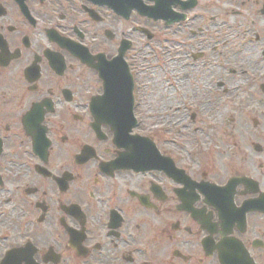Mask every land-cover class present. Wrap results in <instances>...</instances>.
<instances>
[{
	"label": "flooded vegetation",
	"instance_id": "1",
	"mask_svg": "<svg viewBox=\"0 0 264 264\" xmlns=\"http://www.w3.org/2000/svg\"><path fill=\"white\" fill-rule=\"evenodd\" d=\"M168 1L173 105L132 9L0 0V264H264V0Z\"/></svg>",
	"mask_w": 264,
	"mask_h": 264
},
{
	"label": "rangeland",
	"instance_id": "2",
	"mask_svg": "<svg viewBox=\"0 0 264 264\" xmlns=\"http://www.w3.org/2000/svg\"><path fill=\"white\" fill-rule=\"evenodd\" d=\"M133 18L134 25H141L147 27L153 35L152 39L148 40L149 48H146L144 50L147 55L146 59L148 60L146 66L150 68L149 71L151 72V75L155 77L153 80V85L150 86V88L154 91L153 94L156 95L158 93L157 91L164 89L167 97H165V100H163L162 98L164 97V93L159 92L160 94H158V100L170 102L171 105H173L175 101H178V99L179 101L184 102L182 94L180 95L181 97L179 96L180 98L170 97V95L168 94V90L171 89V87L173 88V84L175 83L176 79L173 74L168 73L174 72L162 70L160 68V66L162 65H159L163 58H167L169 54L172 55L174 53L172 43H169V45L166 44L165 47L170 51V53L161 56V44H159L161 41L160 34L162 30L164 31L161 26V23L159 21H153L151 19H146L141 16H138L135 12ZM135 39L137 41L141 40L138 37H135ZM164 72L167 73L166 76L164 75ZM186 97L188 101V96ZM186 104L188 105H183L178 110H175L174 107L170 109L166 107L160 112H155L154 115L156 116L153 118H148L147 121L153 123V126L159 128V130H163V133L167 138L179 137L176 139L181 140L182 142H185L186 139H190V141H193L196 138H203V142H206V133L211 134L214 132V130L211 128L210 119H207L206 116V118H204V112L199 113L197 123L195 124L197 129H193V126L189 124L190 122L188 120V115L190 113V104ZM148 116L150 115L148 114ZM155 122L157 124L154 125Z\"/></svg>",
	"mask_w": 264,
	"mask_h": 264
},
{
	"label": "water",
	"instance_id": "3",
	"mask_svg": "<svg viewBox=\"0 0 264 264\" xmlns=\"http://www.w3.org/2000/svg\"><path fill=\"white\" fill-rule=\"evenodd\" d=\"M153 6H146L141 0H106L108 3L117 4L118 13L126 15V9H135L140 15L150 17L154 20L165 19L172 14L171 3L168 0H153ZM127 5V7L125 6ZM130 111V108H129ZM131 112V111H130ZM129 112V113H130ZM131 115V113L129 114Z\"/></svg>",
	"mask_w": 264,
	"mask_h": 264
}]
</instances>
